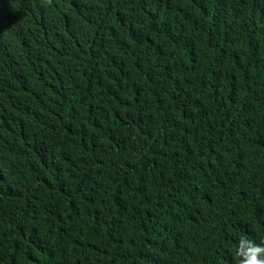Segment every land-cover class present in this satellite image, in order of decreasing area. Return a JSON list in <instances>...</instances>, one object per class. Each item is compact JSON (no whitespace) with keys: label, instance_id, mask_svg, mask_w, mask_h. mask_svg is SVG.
I'll return each mask as SVG.
<instances>
[{"label":"trees","instance_id":"trees-1","mask_svg":"<svg viewBox=\"0 0 264 264\" xmlns=\"http://www.w3.org/2000/svg\"><path fill=\"white\" fill-rule=\"evenodd\" d=\"M264 239V0H0V264H239Z\"/></svg>","mask_w":264,"mask_h":264},{"label":"clouds","instance_id":"clouds-1","mask_svg":"<svg viewBox=\"0 0 264 264\" xmlns=\"http://www.w3.org/2000/svg\"><path fill=\"white\" fill-rule=\"evenodd\" d=\"M239 264H264V239L254 242L241 237L236 246Z\"/></svg>","mask_w":264,"mask_h":264}]
</instances>
